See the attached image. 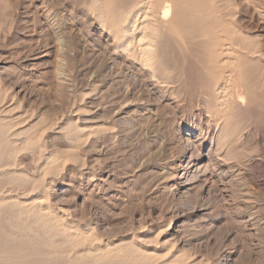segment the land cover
I'll return each mask as SVG.
<instances>
[{"label":"rangeland","instance_id":"obj_1","mask_svg":"<svg viewBox=\"0 0 264 264\" xmlns=\"http://www.w3.org/2000/svg\"><path fill=\"white\" fill-rule=\"evenodd\" d=\"M93 1L0 0V163L23 175L0 174V264H264V0H193L210 11L182 8L183 43L161 28L155 76L116 44L145 0L113 30ZM116 1L109 15L134 3ZM229 38L256 79L216 126L205 95ZM43 202L87 241L46 240L18 211Z\"/></svg>","mask_w":264,"mask_h":264},{"label":"bare ground","instance_id":"obj_2","mask_svg":"<svg viewBox=\"0 0 264 264\" xmlns=\"http://www.w3.org/2000/svg\"><path fill=\"white\" fill-rule=\"evenodd\" d=\"M46 1V0H45ZM67 1V0H66ZM81 1V0H80ZM93 1V0H91ZM185 0H145L147 7L144 9L143 13H142V17L140 18V21H136L134 22V25L129 29V31L127 30V32L124 34H122L121 36H119V31L120 29H118L117 27L115 28L114 32L117 33V36H119L116 40V44H117V48H121L122 51L124 53H126L128 56H131L132 59H134V61H137L139 66L148 71L151 75L155 76V68L158 66V56H157V46H158V42L161 38V28H167L170 29L168 31H170L169 33H167V30L165 32V30L163 29V31L166 34H169L167 36H172L174 33H176L175 35V40L176 42L179 41L180 43L182 42V38H181V34L179 35L176 32L173 33V31H171L172 29H174V24H176V20L179 17V12L182 10L183 7L186 8H192V10L195 13H201L204 11H207L208 8H204V7H198L193 5L192 1L190 0V3H186L184 2ZM202 1V0H201ZM78 2V1H77ZM87 2V0H86ZM90 2V1H89ZM94 2V1H93ZM92 2V3H93ZM112 2V0H102V6L100 8L101 12H100V22L102 23V25H107L110 26L111 29L113 30V28L115 26H117V24L121 21L120 19H124L123 17H130L131 13H135L137 11V6H141L140 5V0H134V3L131 5V7L128 8L127 11H123L122 7L118 6L117 8L113 9V13H111L110 15L107 13V9L108 7H110V3ZM118 2V0L116 1ZM121 3H119L120 5H122V3L125 2V0H120ZM144 2V1H143ZM127 6L130 3L126 0ZM85 4V2H84ZM95 4V3H94ZM143 4V3H142ZM67 5V4H66ZM90 5V4H89ZM88 5V6H89ZM130 5V4H129ZM144 5V4H143ZM142 5V6H143ZM224 5V4H222ZM124 7L126 5H123ZM141 6V7H142ZM228 8V7H227ZM52 9V8H51ZM93 10V8H92ZM139 10V9H138ZM209 10V9H208ZM210 11V10H209ZM55 13V12H54ZM137 13V12H136ZM140 13V11L138 12ZM184 13V12H182ZM188 13V11H187ZM194 13V14H195ZM133 16H135V14H132ZM181 15V14H180ZM199 15V14H198ZM224 15V14H223ZM140 17V16H139ZM200 17V16H199ZM208 17V16H207ZM137 18V17H136ZM195 18V16H194ZM80 19V18H79ZM83 19V18H82ZM139 18H137L138 20ZM133 20V19H132ZM135 20V19H134ZM181 20L179 19V23ZM99 22V23H100ZM211 23V22H210ZM178 25V24H177ZM220 25V24H219ZM128 26V25H127ZM52 27V26H51ZM176 27V25H175ZM202 30V29H200ZM122 31V30H121ZM187 31V30H186ZM123 32V31H122ZM163 33V34H165ZM90 34V33H89ZM165 34V35H166ZM172 34V35H170ZM166 37V36H165ZM207 37V36H206ZM193 38V37H192ZM227 38V37H226ZM174 39V38H173ZM195 39V38H194ZM193 39V40H194ZM184 40V39H183ZM240 41V40H239ZM113 43V42H112ZM183 43V42H182ZM179 44V43H178ZM242 44V43H241ZM166 45V44H165ZM168 45V44H167ZM243 45V44H242ZM211 46V44H210ZM258 46V45H257ZM115 47V45H114ZM175 47V45H174ZM190 47V46H189ZM217 47V46H216ZM244 47V46H243ZM170 48V47H169ZM215 48V47H214ZM192 49V48H191ZM216 49V48H215ZM246 49V48H245ZM113 50V49H112ZM120 50V49H119ZM190 50V49H189ZM102 51V50H101ZM104 51V50H103ZM242 47H239L238 44L235 42V40L229 38L228 42H226L225 44L223 43V45L220 48V53L221 56L225 57L223 59H225L228 61L227 63V67H228V75L224 78V80L222 81L223 84H213L211 86V89L209 90V92L206 93V98L205 100H209L212 97L214 98L215 101V106L213 108H206V114L209 115V118L211 119V122L213 121V123L218 126L220 123H225V121H227V117L228 119L230 118L231 114L233 113L234 110H237L239 108H241L242 106L245 105L246 100L248 99V89L251 86L252 81H255L256 77L255 74H253V71L248 70L247 66L246 69L243 67V62L241 63L240 61V57L242 55H244V52ZM173 53V52H172ZM171 53V54H172ZM175 53V52H174ZM256 51L254 50H250L248 51V54H250L251 56L255 55ZM176 54V53H175ZM247 54V53H246ZM162 55V54H161ZM170 55V54H169ZM191 55V53H190ZM193 56V55H192ZM208 56V55H207ZM248 56V55H247ZM176 57V56H175ZM111 59V58H109ZM194 59V58H193ZM191 59V60H193ZM123 60V59H122ZM195 60V59H194ZM188 61V60H187ZM190 61V60H189ZM201 62H203V60H201ZM201 67H202V64ZM188 63V62H187ZM199 63V62H198ZM224 63V61H223ZM131 64V63H130ZM211 61L209 62V64H207V72L204 69L205 73L208 74L209 71H211L212 66H211ZM133 65V63H132ZM215 65V64H214ZM179 66V65H178ZM186 68V67H185ZM161 69V68H160ZM197 71V69H196ZM136 72V71H135ZM143 73V72H142ZM185 73V72H184ZM204 74V73H202ZM215 74V73H214ZM224 74V73H223ZM226 74V73H225ZM178 75V74H177ZM182 75V74H181ZM209 75H211L212 77V73L209 72ZM216 75V74H215ZM207 77H209L207 75ZM181 78V77H180ZM146 79V78H145ZM212 79V78H211ZM223 79V78H222ZM215 80V79H214ZM216 81V80H215ZM257 81V80H256ZM262 81V80H261ZM161 82V81H160ZM197 82V81H196ZM221 82V83H222ZM195 83V82H194ZM184 85V84H183ZM223 86V87H222ZM197 87V86H196ZM169 89V88H168ZM190 89V88H189ZM199 89V88H198ZM252 89V88H251ZM194 90V89H193ZM258 90V88H257ZM199 91V90H198ZM168 92V91H167ZM187 92V91H186ZM203 93V92H202ZM184 94V93H183ZM194 94V93H193ZM192 95V94H191ZM197 95V94H196ZM186 96V95H185ZM177 97V96H176ZM191 99V98H190ZM252 100V99H251ZM1 101V99H0ZM2 102V101H1ZM201 103V102H200ZM206 103V102H205ZM6 103H4L5 105ZM195 104V103H194ZM205 105V104H204ZM1 108V107H0ZM8 111V110H6ZM5 111V112H6ZM1 112V111H0ZM9 113V112H8ZM190 113V112H189ZM3 116V115H2ZM20 117V116H19ZM5 118V117H4ZM24 119V118H23ZM15 120V119H14ZM26 120V119H25ZM2 122V121H1ZM14 123V122H13ZM1 125V124H0ZM8 124H6L7 126ZM4 126V125H2ZM220 126V125H219ZM67 127V126H66ZM71 127V126H70ZM9 126L6 128L8 129ZM230 127L228 126V129ZM27 129V128H26ZM223 129L225 128H221V130L219 131L220 133L223 131ZM218 130V129H217ZM3 132V130H2ZM28 132V131H27ZM65 132V131H64ZM5 133V137H8V135L6 134L7 132H3ZM202 133V130H201ZM219 133V135H220ZM13 134V133H12ZM204 134H206V132H204ZM2 135V134H1ZM17 135V134H16ZM14 136V134H13ZM28 137V136H27ZM212 139V138H211ZM230 136L228 135V141H230ZM5 140V139H4ZM11 141V140H9ZM38 141V139H37ZM13 142V141H12ZM11 142V143H12ZM189 142V141H188ZM187 142V143H188ZM17 143V142H16ZM21 142H19L20 144ZM1 144V143H0ZM18 144V145H19ZM190 144V143H189ZM233 145V144H232ZM232 148V147H231ZM242 148V147H241ZM37 149V148H36ZM32 150V149H31ZM38 151V150H37ZM27 152V151H26ZM46 152V151H45ZM246 152V151H245ZM5 153V152H4ZM43 153V152H42ZM48 153V152H47ZM8 154H10L8 152ZM11 154H13V152H11ZM2 155V153L0 154ZM16 156V155H15ZM11 157V156H10ZM53 157V156H52ZM38 158V157H37ZM36 158V159H37ZM213 158V157H212ZM18 159V158H17ZM51 159V155H49V157L47 156L46 160ZM0 160H1V156H0ZM192 160V159H191ZM1 162V161H0ZM47 162V161H46ZM42 163V162H41ZM14 164V163H13ZM13 164H9V162H3L0 163V174H13L14 177H22V173L17 174V172H15L12 168L10 169V166ZM17 165V164H16ZM208 165V163H207ZM15 166V164H14ZM13 167V166H12ZM16 169V168H15ZM24 171V170H23ZM46 171V170H45ZM219 176V175H218ZM192 177V176H191ZM190 177V178H191ZM34 178V177H33ZM195 180V179H194ZM221 181V180H220ZM221 184V183H220ZM8 193V192H7ZM20 194V193H19ZM2 199L4 200V198L2 197ZM16 199V198H15ZM41 199V198H40ZM39 199V200H40ZM0 202H2V200L0 199ZM28 202V201H27ZM19 203V202H17ZM26 202L23 203V205H25ZM6 205V203H4ZM16 204V203H15ZM31 202L29 204H26L27 206L30 205ZM35 204V203H34ZM25 205V206H26ZM32 205V204H31ZM18 206V205H17ZM38 207H32L31 209H19V213L20 215H25L29 212L34 211V221L35 223L43 230L42 234L43 237L46 238V240L49 241H53L55 239V237L57 235H60L63 238V242L67 243L68 245H73V244H77L78 242L81 241H87V237L84 238L83 234L78 233V230L75 228H69L66 224H64V221L61 220V218L55 217L52 212L50 211L49 207L44 205L43 203H39V205H37ZM29 208V206H28ZM37 210V212L35 211ZM29 215V214H28ZM63 217V216H62ZM69 222V221H68ZM18 223V222H17ZM85 230V229H84ZM89 233V232H88ZM87 233V234H88ZM22 236V235H21ZM87 236V235H86ZM2 237V236H1ZM22 238V237H21ZM87 238V239H86ZM92 241V240H91ZM134 242V241H132ZM112 243V242H111ZM18 246H20L19 243H17ZM16 244V245H17ZM15 245V246H16ZM29 245V244H28ZM36 245V243H35ZM109 245V243H108ZM133 245V244H132ZM139 245V244H138ZM101 246V245H100ZM100 246L98 245V247L100 248ZM80 247V246H79ZM19 248V247H18ZM99 248H95L96 251L99 252ZM103 248H105V245L103 246ZM116 248V247H115ZM118 248V247H117ZM164 248V247H163ZM162 248V249H163ZM76 249V248H75ZM87 249V248H86ZM94 249V250H95ZM101 249V248H100ZM138 249V248H137ZM38 250V248H37ZM41 250V248H40ZM54 250V249H53ZM103 250V249H102ZM105 250V249H104ZM103 250V251H104ZM18 251V250H17ZM88 252L86 253V256L89 257H94L92 256L93 254L90 253V250H87ZM108 251V250H107ZM110 251V250H109ZM120 251V250H119ZM163 251V250H162ZM19 252V251H18ZM56 252V251H55ZM75 252V251H74ZM85 252V251H84ZM93 252V251H92ZM105 252V251H104ZM111 252V251H110ZM117 252V251H116ZM35 253V252H34ZM95 253V252H94ZM101 253V252H100ZM127 253V252H126ZM107 255V253H105ZM112 254V253H110ZM109 254V255H110ZM125 254V253H124ZM3 255V254H1ZM10 255V254H9ZM13 255V254H12ZM10 255V256H12ZM106 255H96L97 260L101 261L103 259H106ZM136 252L135 251H129V253H127V257L126 259H129L130 261H137L138 263L143 262L142 258L143 257H139L138 255L136 256ZM157 255V254H156ZM39 256V255H38ZM85 256V257H86ZM117 256V253H116ZM124 256H121L124 257ZM175 256V255H174ZM173 256V257H174ZM13 257V256H12ZM16 257V256H14ZM74 257V256H73ZM83 257V256H82ZM111 257V256H110ZM109 257V259H110ZM114 257V256H113ZM120 258V252H119V256ZM124 257V259H125ZM176 257V256H175ZM2 258V257H0ZM26 258V257H25ZM88 258V257H86ZM4 260V258H2ZM29 259V258H27ZM55 259V258H54ZM77 259V258H76ZM113 259V258H112ZM145 259V258H144ZM5 260H7V257L5 258ZM63 260V259H62ZM86 260V259H85ZM88 260V259H87ZM89 260H92L89 259ZM17 261V259H16ZM20 261V259H19ZM25 261V259H24ZM93 261V260H92ZM91 261V262H92ZM96 261V260H94ZM107 261V259H106ZM115 261H118V258H116ZM124 261V260H123ZM128 262L129 264L131 262ZM175 261V259H174ZM2 262V261H1ZM21 262V261H20ZM121 262V261H120ZM145 262V261H144ZM170 262V261H169ZM11 263V262H9ZM81 263V262H80ZM83 263V262H82ZM105 263V262H104ZM109 263V262H108ZM136 263V262H135ZM168 264V262H165V264ZM6 264V263H4ZM14 264V263H13ZM86 264V261H85ZM103 264V263H101ZM107 264V262L105 263ZM121 264V263H120ZM123 264V263H122ZM143 264V263H142ZM146 264V263H145ZM148 264V263H147ZM156 264V263H155Z\"/></svg>","mask_w":264,"mask_h":264}]
</instances>
